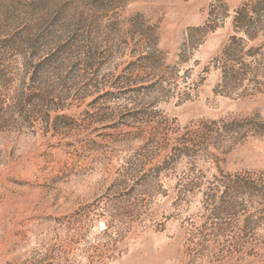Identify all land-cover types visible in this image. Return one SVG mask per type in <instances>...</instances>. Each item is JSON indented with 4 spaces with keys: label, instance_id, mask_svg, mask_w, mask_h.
<instances>
[{
    "label": "rangeland",
    "instance_id": "obj_1",
    "mask_svg": "<svg viewBox=\"0 0 264 264\" xmlns=\"http://www.w3.org/2000/svg\"><path fill=\"white\" fill-rule=\"evenodd\" d=\"M0 264H264V0H0Z\"/></svg>",
    "mask_w": 264,
    "mask_h": 264
}]
</instances>
